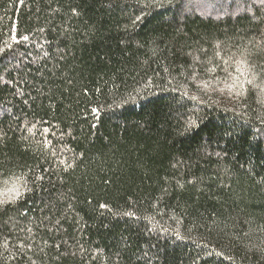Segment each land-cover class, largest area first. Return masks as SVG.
<instances>
[{"label":"trees","instance_id":"obj_1","mask_svg":"<svg viewBox=\"0 0 264 264\" xmlns=\"http://www.w3.org/2000/svg\"><path fill=\"white\" fill-rule=\"evenodd\" d=\"M185 1L0 0V264H264V4Z\"/></svg>","mask_w":264,"mask_h":264},{"label":"rangeland","instance_id":"obj_2","mask_svg":"<svg viewBox=\"0 0 264 264\" xmlns=\"http://www.w3.org/2000/svg\"><path fill=\"white\" fill-rule=\"evenodd\" d=\"M247 4L261 5L264 4V0H186L183 2L184 12H195L206 16L218 17L220 13H239ZM247 9V8H246ZM243 72V71H242ZM259 83L262 84L264 79L260 78ZM203 88H209L210 92H218V90H228L231 94L238 95L239 93L233 92L232 84H201Z\"/></svg>","mask_w":264,"mask_h":264},{"label":"snow or ice","instance_id":"obj_3","mask_svg":"<svg viewBox=\"0 0 264 264\" xmlns=\"http://www.w3.org/2000/svg\"><path fill=\"white\" fill-rule=\"evenodd\" d=\"M24 39H27V37H24Z\"/></svg>","mask_w":264,"mask_h":264}]
</instances>
